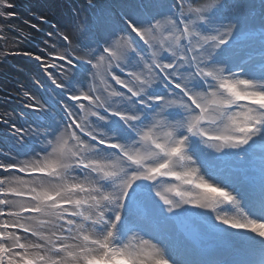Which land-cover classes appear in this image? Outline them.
Wrapping results in <instances>:
<instances>
[{
  "label": "snow or ice",
  "instance_id": "6c2138e0",
  "mask_svg": "<svg viewBox=\"0 0 264 264\" xmlns=\"http://www.w3.org/2000/svg\"><path fill=\"white\" fill-rule=\"evenodd\" d=\"M65 7L0 0V264H264V0Z\"/></svg>",
  "mask_w": 264,
  "mask_h": 264
},
{
  "label": "rangeland",
  "instance_id": "374dc122",
  "mask_svg": "<svg viewBox=\"0 0 264 264\" xmlns=\"http://www.w3.org/2000/svg\"><path fill=\"white\" fill-rule=\"evenodd\" d=\"M14 2H16V0H14ZM70 2L71 0H20V4H17V8L21 11L17 13L26 18L29 8H32L44 11L45 14L52 16L55 20L62 15H67L66 11H64V9H66L65 4ZM24 65L23 59L19 57L10 59L6 65H0V82L9 85L10 82H13L12 79L22 80L23 78L21 75L25 76V73L24 71L18 73L17 69L23 68ZM1 106L2 105H0V109ZM0 139H2V137H0Z\"/></svg>",
  "mask_w": 264,
  "mask_h": 264
},
{
  "label": "bare ground",
  "instance_id": "6f19581e",
  "mask_svg": "<svg viewBox=\"0 0 264 264\" xmlns=\"http://www.w3.org/2000/svg\"><path fill=\"white\" fill-rule=\"evenodd\" d=\"M15 3H16V8L14 9V11L20 13L21 10H20L19 8H17V4H20V0H16ZM64 11H66V9H64ZM66 13H67V12H66ZM23 63H24L25 65H24V67H23L22 69H23V71H24V73H25V76H22V75H21V77L23 78L22 80H27V79L32 75V73H31L30 67L27 66V62L23 60ZM12 80H13V82H14V81L17 80V79H12ZM9 85H10V83H9ZM10 86H11V85H10ZM15 107H16L15 104L2 105V106H1V109H0V112H4V111H6V110H10V109L15 108Z\"/></svg>",
  "mask_w": 264,
  "mask_h": 264
}]
</instances>
